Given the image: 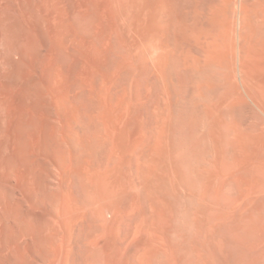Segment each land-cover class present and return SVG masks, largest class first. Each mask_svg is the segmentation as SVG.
Returning <instances> with one entry per match:
<instances>
[{"label":"bare ground","instance_id":"6f19581e","mask_svg":"<svg viewBox=\"0 0 264 264\" xmlns=\"http://www.w3.org/2000/svg\"><path fill=\"white\" fill-rule=\"evenodd\" d=\"M51 1L53 0H50V4ZM56 2L59 5V2H62V6H65L63 9L56 6L54 11L57 12V16H51L48 12H44L43 8L38 7L39 11L36 10L38 11L37 16H40L38 17L40 21L37 20L36 15L33 17L39 22L46 23L47 27V23L52 25L51 23L58 22L61 26L73 28L75 36L70 41H74L77 52L86 57L97 52L99 56L102 55L106 58L107 63L102 77L90 73L89 78L86 76V79L79 78L72 82L69 81L64 85L66 86L64 89L66 91H63L64 95L60 96V93H56L58 97L55 96L57 99L59 96L62 97L59 109L57 107L54 109L60 110L62 108V112H59V120L63 121L64 117L66 123L57 126L56 131L59 132V137L55 141L52 140L56 142L55 156L58 160L54 166L57 168V164H60L62 172H59L63 173L65 179L57 172L58 178L60 176L63 180L59 181L60 191L53 199L54 202H57V207L54 208L55 211L49 212L51 219L48 220L45 237L49 240L60 238L58 227L68 215V218L71 219H66L64 223H68L71 234L65 235L70 236L71 245L68 246L65 241L67 239L62 238L61 243L58 242L60 249L56 253L57 256L54 255L57 259L53 261L52 256L50 259L58 264H63L66 262L64 261L67 258L66 254L74 260H71L72 263L80 262L79 264H180L182 260L187 258H190L195 264H213L209 258L199 254L206 247L212 248L216 238L215 225L203 218L207 208H215L211 201L207 203V199L211 195L225 190L230 179L238 178L241 180L239 190L241 201L234 208L231 209L230 207L229 210L231 216H240V221L238 224L229 225L225 229L229 234L234 235L251 227L253 224L251 223V211H247V208L250 209L249 206L257 199L264 198V0H243L238 9L232 8L230 0H188V2H184V0H66V3L65 0H56ZM48 3L46 5H49ZM32 11L29 13L32 14ZM238 12V22L241 29L238 37L243 39L240 41L232 36L235 25L238 24H236ZM21 15H24L26 20L31 18L23 12ZM25 19L22 21L25 22ZM59 28L57 31H60ZM70 30L69 28L68 32ZM15 37L10 38L13 40V44L17 41ZM61 37L63 38V36ZM64 37L66 36L64 35ZM121 37L123 42L122 46H119L116 40ZM11 51L14 52L13 48ZM238 56H242L252 63L258 62L257 66L260 62V66L255 71L252 68V72L247 74H244L246 69H244L245 72H238ZM242 57L239 58V61L240 59L243 60ZM81 66H83L82 62ZM80 68L78 69L80 70ZM143 69L147 72L148 82L159 86L161 96L153 109V125L149 135L142 140L135 138L132 143L125 146L121 139L126 125L125 116L129 113L130 108L125 99L119 98L117 100L115 98L112 86H115L116 80L117 82L121 80L125 88L135 86ZM88 70L91 72V69H87L86 72ZM237 72L243 73L242 76L240 74L241 78L246 77L252 86L247 84L246 78L245 80L242 79L243 83L245 81L247 84L245 86H249L245 89L236 77L237 75L239 77ZM84 86H88L89 89L75 92V88L84 89ZM178 86H185L184 93L179 90ZM4 104H8V106H4L9 110V103ZM56 104L55 106H57ZM15 111L17 110L13 111L17 115ZM27 111L30 110L25 112L27 113ZM25 114H23V118H20L21 114L19 115L20 121L26 119ZM6 115L9 116V114ZM4 117V119L7 118ZM11 118L8 119L11 121L13 120ZM28 118L30 120L26 119L25 123L29 120L27 122L30 124L35 120L31 117ZM55 121L51 122L55 123ZM15 125L18 126L16 123ZM44 126H50V123ZM22 127L21 129L24 128ZM5 130L10 131V129ZM42 130L44 132L43 128ZM16 131L14 132L16 133ZM49 131H53V129H49ZM56 133L54 134L56 135ZM49 134L52 136L51 133ZM177 134H185V137L181 135L182 143L175 141ZM21 135L19 138L22 139L23 136ZM51 136L50 139H54ZM10 137L12 138V136ZM4 138L6 139V137ZM47 140L49 142V138ZM29 143L33 146V143L30 141ZM9 144L11 143L6 145ZM53 144L55 145V143ZM6 145H1L0 155L4 153L3 149H6ZM32 146L30 147L31 152L27 150L29 153L34 151ZM47 148L49 149V147ZM28 152H26L27 155ZM50 152L54 155L55 151ZM5 154L8 156V153ZM33 154L37 158L41 155L39 153ZM10 156L11 154L9 159H11ZM1 157L2 155L0 156V166L3 167L7 157L4 162L2 161L3 157ZM31 158L33 157L31 156ZM31 158L26 160L28 164H30ZM53 158L49 157V160ZM15 159H13L14 162H16ZM17 159L22 161L21 158ZM34 159H32V163L37 164L38 162H34ZM7 163L9 165L10 161ZM22 163H25L24 160ZM223 163L227 166V173H223L221 170ZM15 164L17 165V162ZM36 164L31 165L32 172H26L29 174V178H26L28 180V182L26 181L27 190L30 192L33 202L42 201L44 203L43 199L40 198L41 196H39L40 201L37 198L42 181L39 182L41 179H38L39 173L37 177L32 169ZM20 166L23 171L27 168L25 166L24 169L22 164ZM1 167L0 170H2ZM11 167L16 168L12 165ZM12 168L9 171L13 170ZM42 168H45V165ZM34 169L36 168L34 167ZM28 170H30L29 167ZM42 171L46 170L42 169ZM153 175L158 178L163 176L162 182L159 179L161 184L150 183L149 178ZM122 176L124 179L125 176H130L131 180L125 183L126 179L123 181ZM2 177L3 175L0 178ZM18 177L19 174L16 178ZM42 177L45 178L46 175ZM10 178L12 179V177ZM20 178L24 180L22 177ZM45 181L47 180L44 179ZM73 181L78 182L81 190H76H80L82 193V197L78 194L80 197L78 199L81 202L77 206L71 201L66 203V195L69 188L72 189L71 183ZM5 182L8 184L9 181ZM53 184L50 185L53 186ZM16 187L18 184L14 186V188ZM23 188L19 190H23ZM167 189L176 193L178 189H183L188 194V199L185 200L186 209L183 214L184 223L168 232L167 243L141 236L136 243L126 245L123 249L122 245L125 244L126 236L121 231L123 232L128 219L133 224L137 222V232L142 233L150 222L157 220L158 225L161 219L171 216L163 204V195ZM12 190L14 189L10 188V191ZM1 192L0 196L2 195ZM12 192L13 194L9 192L10 196L17 195L14 194L17 191ZM135 193L143 196L144 202H133ZM10 199L13 200L12 197ZM15 199L24 200L19 197ZM4 201L6 202V200ZM28 201L27 203H29ZM67 204L68 208H66ZM23 205L25 204L23 203ZM253 205L255 209L256 206ZM18 206L12 205L8 201L3 202L6 213L17 218V221L21 213L25 214L23 212H26L23 208V212H21L20 206ZM30 209L32 210V208ZM67 209L68 212H66ZM123 211L127 218L126 216L120 217L119 213ZM255 211H258V208ZM26 213L28 214V212ZM32 213L29 212V215ZM86 215L92 216L95 225L90 230L92 235L84 240V251L82 255L80 254L81 257L75 258L73 248L75 242L79 241L78 235L81 233L78 232L79 225L76 222V226L72 219L76 216L84 217ZM33 219L31 218V220ZM28 225H23L25 227H23L21 234H18V241L27 238L32 240L37 237L36 235L39 233H37V226L35 224L36 227ZM13 235L16 234L13 233ZM226 237H222L220 242L218 241V250L222 254ZM39 245L36 244V247ZM16 248L17 250L20 249L18 246ZM121 248L123 254L121 258H118L117 254ZM67 261L69 262V260ZM50 263L52 264V262Z\"/></svg>","mask_w":264,"mask_h":264},{"label":"rangeland","instance_id":"374dc122","mask_svg":"<svg viewBox=\"0 0 264 264\" xmlns=\"http://www.w3.org/2000/svg\"><path fill=\"white\" fill-rule=\"evenodd\" d=\"M40 1L41 0H0V53H1L0 54L1 55L0 56V101H1L0 105L3 102L2 105L0 106L1 107L0 113L2 112L0 114V130H1V132H0V135H1L0 136V140H1L0 144L3 146V145H6L8 143H11V144H9L10 146L6 145V149H3L4 153L1 154L3 158L2 157L1 158H2V161L4 162L5 158L7 157L6 161L7 162L10 161V163H12L11 165L13 167L14 166L16 167L15 168L16 171H15V169L11 167L10 163L8 165V163L6 161L4 162L3 167L0 166L2 169V170H0V173L1 174L3 173L2 174L3 177L0 178V183L2 182L0 184V192L2 191L1 192L2 195L0 196V198H1L0 199V210H1L0 211V264H25V263L26 264H40V262H41V264H51L50 262H52V264H54V263L58 264L57 262H53V261H55L57 259L56 253H58V251L60 249L59 244L61 243L60 241L62 240V238L67 239L65 241L67 242L68 246L71 245L70 244V236L68 237L65 235V234H67V235L71 234L70 228L68 227V223L67 222L64 223V221L66 219H68V220L71 219V218H68V215H67V218H64L62 220L63 226H61L62 225L61 224L58 227L59 228L58 231L60 233L61 239L56 238V239L49 240L45 237V235H46L45 231H46L47 223H49V221H48L49 218L51 219L50 213H51V211H55V209L57 207V202H54L53 199H55V195L57 194V192L60 191L59 181L63 180L62 178H64L63 173L62 174L60 173V172H62V167L60 166V164L59 163L57 164L59 167L58 166H57V168L55 167L58 160H57V156H55L56 142H53L56 140V138L58 139V137H59V132L56 131L57 126H60L63 124L65 125V123H66L64 121V117H63V121L59 120V112H62V110H61L62 108H60V110H58L59 104L61 103L60 101L62 99V97H60V96L64 95V92L66 91V90H64L66 88V86H64V85L69 83V81L72 82L74 80H78L79 78L86 79L88 76H90L89 75L90 73L98 74V76L100 75L99 77H102V74L104 73V69H105V66L107 63L106 58L102 55L99 56V54L97 52H94L93 55L91 54L92 55V56L90 55L91 57L90 56H87V57L82 56L81 54H79L77 52L76 45H75L74 41H70L71 38L72 37L74 38V36H75V33L73 32L74 31L73 28L61 26L60 24H58V22H53V23H51L52 25H49V23H47L48 24V27H47L46 23H43V21L39 22L40 18H38V17H40V16H37L39 8H43L44 12H48V14H50L51 16H53V15L57 16V12L54 11L56 9V6L59 7V9L60 8L63 9L65 7V6H62V2H59L60 3V5H59L58 2H56V0L51 1V4H50V0H48V1L42 0L41 2ZM185 1L188 2V0H184V2ZM230 1H231V6L234 9L240 8L241 4L243 2V0H230ZM23 3H25V4H23ZM46 3H48L50 6L46 5ZM65 3H66V0H65ZM33 5H36V6L38 5V6L37 7L35 6L36 7L35 8ZM42 5H43V7H42ZM21 7H22V9H21ZM33 7H34V9H32ZM51 7L53 8V10ZM29 8H30V10H28ZM44 8H46V9H44ZM23 10L26 12H24ZM32 10H34V11H32ZM21 11L23 12V14H26V15H28V17H31V18L29 20H26L25 16L21 15L22 14ZM29 11H30V13L32 11V14H30ZM33 16L36 17L37 20H39V21H37L36 18H34ZM238 16H239V12H238V15L236 16V24L237 23L238 24L235 25V29L233 30L232 36L238 38V40L240 41L243 39L241 37H238L240 35V31H241L240 26H239V22H238L239 21ZM24 19H25L26 23L24 21H22ZM32 19H34V20H32ZM49 26H50V28H49ZM58 27H60L59 28L60 31H57ZM54 28H56V29L54 30ZM69 28L71 30L68 32ZM49 29H51V30H49ZM5 32L6 33L11 32V33H8L6 35ZM48 32H49V34H48ZM64 35L67 38L64 37ZM7 36H8V38H7ZM12 36L13 37L16 36L15 38L17 39L16 43H14V44H13V40L10 39V38H12ZM61 36H63L64 39ZM15 38H13L14 41H15ZM11 40H12V42H11ZM116 41H117V44H119V46H122V42H123L122 37L117 39ZM11 48H13L14 52L11 51ZM82 57L83 58L85 57L87 59H85V58L83 59ZM241 57L242 56H238L237 60L239 61V58H241ZM242 59L243 60L240 59L241 62L237 61V67H239L237 69V70H239L238 72H241V71L245 72L247 70L244 73V74H247V73L252 72V68L255 71V69H258V66H260V62L257 66L258 62L252 63V62L244 59L243 57H242ZM84 60L86 63L84 62ZM243 61L244 62L248 61V62H245V64H244ZM81 62H82L83 66H81ZM88 65L90 68L88 67ZM82 67H84V68L86 67L87 69H91V72H90V70H88L86 72L87 69L86 68L84 69ZM242 67H243V69H242ZM78 68H80L81 71ZM82 69L85 71H83ZM244 69H246V70H244ZM92 70L94 73L92 72ZM84 72H86V73L84 74ZM87 73H88V75H87ZM81 74H82V76H81ZM238 74H239V77H238V75L236 77H237L238 81L242 85H244L243 87H245V89H247L249 86H252V84H250L249 80L246 77L245 78L247 79V81H248L247 84L249 83L248 84L249 86L248 87L245 86L247 84H245L246 83L245 81L243 83V80H242V79L245 80L244 76L241 78L243 73H238ZM240 74H241V76H240ZM121 79H123V78H121ZM148 81H149V78L147 76V72L145 69H143L142 75H141L139 81L136 83L135 86L125 88V86H123V82L121 80H119V82H117V80H116L115 86H112V91L114 93L115 98L117 100L119 98L125 99V101L128 102V105L130 108L129 113L125 116L126 125H125V129L123 131L124 133H123V136L121 139V142L125 146H126V144L129 145L130 143H132L135 138L137 140H142L145 137H147L149 135L150 129L153 125L152 124V122H153L152 113H153V109H154V106L156 104V101L161 96V92H160L159 86H155L152 82L149 83ZM67 87H70V86H67ZM87 88H88V86L87 87L84 86V89H82L80 87L75 88V92H77V91L80 92V90H87ZM178 88L181 92L184 93L185 86H178ZM56 93L57 94L60 93V96L58 99L55 98V96L57 95ZM57 97H58V95H57ZM10 101H11V103H10ZM56 101L58 102L57 104H56ZM6 102L9 103V105H10V107H8V108H10L9 110H7V107H6V106H8V104H4ZM55 104L57 106H55ZM4 105H6V106H4ZM56 107L58 109H54ZM60 107H61V105H60ZM11 108H13V109H11ZM28 108H30V109H28ZM10 110H13V111L17 110V111H15V112H17V115H15L16 113L14 114L13 111H11L12 112V114H11ZM26 110H30L29 111L30 113L28 111L26 113L25 112ZM6 114H9V116ZM13 114L16 116V118L14 117ZM20 114H21L20 118H23L22 116H23V114H25L26 119H29L28 117H31V119H35L37 121L34 120L33 123L30 122V124L32 123V126H30V124L28 123L30 119L27 120L28 122L26 121V123H27V125L29 124L28 125L29 127H28L26 125V123L24 122L26 119L25 120L21 119L22 121L19 120ZM2 115L6 116L7 118L4 119L5 117ZM11 116H12V118L13 117L14 118H13V120L10 121L8 118H11ZM24 118H25V116H24ZM54 120H56L58 123L56 121H55V123L51 122ZM12 121H14V122H12ZM23 122L25 123V125ZM34 122H36V123L38 122V123L36 124ZM15 123L18 126L15 125L16 126L15 127L14 126ZM49 123H50L51 127L47 126V125H49ZM11 124L13 125L14 128L12 127ZM55 124H56V127L54 126ZM1 125H2V127H1ZM22 125L24 128L22 127ZM44 125H46L47 127H45ZM25 126H27V127H25ZM3 127L5 129H10V131H12V132L10 133L9 130H5ZM21 127L25 130L21 129ZM42 128L44 129V132H42L43 131ZM15 129L18 131H16ZM49 129L50 130L53 129V131L48 132ZM13 130L16 131V133ZM19 130H21L22 133H21V131L19 132ZM8 131H9V133L6 134V132H8ZM23 131H24V133H23ZM13 133L16 136L18 135L17 139ZM49 133L52 134L54 139H52V138L50 139L51 135ZM54 133H56V135ZM7 135H8V137H7ZM9 135L12 136V138ZM20 135L23 136L22 139L19 138ZM181 135L183 137H185V134H181ZM181 135L177 134V137L175 140L177 143H182L183 140L181 138ZM46 136L49 138V142H47L48 138ZM54 136H56V137H54ZM4 137H6V139ZM23 139H24V141H23ZM44 139H46L47 141ZM18 140L19 141L21 140V141L19 142ZM25 141H27V142H25ZM29 141L31 143H33V146L29 143ZM12 143L15 145H13ZM21 143H22V145H20ZM53 143H55V145ZM44 144H46L45 145L46 147L44 146ZM50 144H52L51 145L52 149L50 148ZM1 145H0V149H1ZM41 145L44 147H42ZM53 145H54V148L52 147ZM27 146H29V147L27 148ZM31 146L33 147L34 151L33 150L32 151H33V153H35V155H36V153H39V155L40 154L42 155V157H41V155L38 156V158H40V159H38L36 156H33L34 155L33 153H29V152H31V150H30ZM36 146L38 149L36 148ZM10 147H12V148H10ZM18 147L19 148L22 147V148L19 149ZM47 147H49V149H51V150H49ZM41 148H43V149H41ZM27 150H29V152ZM52 150H53V152L55 151L54 155H52L53 153L50 152ZM16 151H19V152H16ZM26 152H28L29 154L27 155ZM45 152H46V155H44ZM179 152H181V151L179 150ZM5 153H8V156ZM19 153H21V154L24 153L25 155L24 154L20 155ZM50 153H52V154H50ZM10 154H11V156H10L11 159H9ZM17 154H18V157H16ZM47 154H50V155H47ZM30 155L33 158H31ZM24 156H25V158L26 157L27 158L26 159L23 158ZM45 157H47V158H45ZM49 157L50 158L54 157V158L49 160ZM15 158L16 159L17 158H21V159L23 158L22 161L24 160L25 163L23 164L20 159L16 160ZM29 158H31L30 159L31 161H29L30 164H28V161H26V160H29ZM34 158L38 159V160L35 161ZM13 159H15V161L17 162V165H19V166H17L15 164L16 162H14ZM32 159H34L33 160L34 162H38V163L37 164L32 163ZM43 159L45 162L42 161ZM46 159L49 161H47ZM19 160H20V163L18 162ZM46 162H47L48 167L46 166ZM49 162H51V163H49ZM54 163H55V166H54ZM21 164L23 165L24 169L26 168L25 166H27V168H26L27 171L24 170L25 171L24 172L23 170H21V166H20ZM33 164H36V166H37V167L34 166L36 169H34V167H32V169L34 170V174L38 177V173H39L40 177L38 179H40V178L42 179V180L41 179L39 180V182H41V181L42 182H41V186L39 183V186H40L39 192L40 193H38L37 198L39 199V201L41 199H43L44 203L42 201H40L39 203L33 202L31 199V196L29 194L30 192H28V190H27L28 180H26V178L29 175L28 173L32 172L31 165L33 166ZM40 164H41V170H40ZM6 165H8V167H6ZM44 165H45V168H42ZM19 167H20V169H19ZM28 167L30 170H28ZM10 168H12L13 170L9 171ZM17 169H19V170H17ZM42 169H45L46 171H42ZM35 170H36V172H35ZM38 170H40V171L38 172ZM221 170L223 173L228 172L227 166L225 163H223L221 165ZM11 171L12 172L14 171L13 172L14 175L12 174ZM4 172H5V174H4ZM26 172H28V173H26ZM57 172L60 174V176L62 178L60 176L58 178L59 174ZM51 173H52V175H51ZM18 174H19V177L16 178ZM25 174H26V176H25ZM44 174L46 175L45 178L42 177V176H45ZM53 175H55V176H53ZM10 177H12V179ZM20 177H22V179H24V180H21ZM121 178L123 181H125V179H126L125 183H127L131 180L130 176H125V179H124V176H122ZM162 178H163V176H160L158 178V177L153 175L151 178H149V181H150V183L154 182L155 184L159 185L162 182ZM44 179L47 180L48 182L47 181L44 182ZM50 179L52 182L50 181ZM159 179L161 182L159 181ZM55 180H56V182H55ZM5 181H9L8 184ZM18 181L20 182V184ZM22 181H24V182H22ZM240 181L241 180L238 178L230 179L225 190H223L222 192L220 191L218 194L216 193L214 195H211V197L207 199V203L211 201L215 205V208H213V207L207 208V210L205 211V214H204L205 217L203 215V218L208 219L209 221H211L213 223V225H215V227H216V238H215L214 245L212 246V248L206 247L205 248L206 250L202 249V251H200L199 254L205 258H209L213 264H264V198H259L256 200V202L253 203L256 206L255 209H254L253 204H251L249 206V208L251 207L250 209L247 208V211H249V210L251 211L250 212L251 216H252L251 223H253L248 230L241 231V232L234 234V235L229 234V232L225 230V229H227V227L229 225L238 224L240 221V219H239L240 216L233 217L229 213L230 207H231V209L234 208L237 204H239V201H241V198H239L240 197L239 196ZM3 182H4V184H3ZM53 182H54V184H53ZM51 183L53 184V186L50 185ZM72 183H73V185H72ZM72 183H71L72 189L69 188V191L67 192V195H66V197H67L66 203H68V201L69 202L71 201L75 206H77L81 202V200H79L80 197H78L79 196L78 194H80L82 197V193L80 191L81 189H80L78 182L73 181ZM17 184H18V187L14 188V186H17ZM4 185H6V186H4ZM11 185H14V186L11 187ZM19 185H20V187H19ZM23 185H25V186H23ZM46 186H47V188H46ZM10 188L14 189L12 191H15V192L17 191V193H14V194H17L18 196L17 195H14V196H16L17 198L18 197L23 198L24 200H22V199L17 200V199H15L16 197H14L13 195L10 196L11 193L13 194V192L10 191ZM21 188H23L24 191L19 190ZM7 189H9V190L7 191ZM49 189H50V192H49ZM76 189H80L79 190L80 192L77 191ZM46 190H47V192H46ZM9 192H10V194H9ZM21 192L23 193V195ZM71 193L73 194L72 196L70 195ZM39 196H41L40 197L41 199L39 198ZM42 196H43V198H42ZM68 196H70V197H68ZM11 197L13 200L10 199ZM25 197L27 198L26 200H25ZM69 198L70 199L72 198L73 201H72V199L70 200ZM186 199H188V194L185 191H183V189H178L177 193L172 191L171 189H167L163 195V204L166 207V209L171 213V216L169 218L161 219L160 222H158V225L156 222L157 220L154 221V222H156L155 224H153L154 223L153 221L150 222L146 226V228L143 230L142 233L137 232V230H138L137 224L138 223L136 222L135 224H133L128 219L126 226H124V228H123V232L121 231V233H123V235L126 236V240L124 242L125 244L122 245V248L124 249V247L126 245H131V244L136 243L137 240L139 238H141V236L148 238V239H154V240L161 241L163 243H167L168 232H170L171 229L178 227V226H181V224L184 223L183 222V220H184L183 214L185 213V209H186V204H185ZM4 200H6V202L8 201V203H11L12 205L13 204L19 205L20 207L19 206L18 207H19L20 211L23 212V209H24L26 212H28V214L26 212H23L25 214H22L20 212L21 215L19 216V220L17 221L16 220L17 218L6 213V209H4V207H3V202L6 203ZM15 201L18 203H16ZM27 201L29 203H27ZM135 201L137 203L144 202L143 196H140L139 194L135 193L133 202H135ZM23 203L25 205H23ZM27 204H30V205H27ZM66 206H67L66 208H68V204ZM219 206H221V207L219 208ZM35 207L36 208L38 207V208L36 209ZM30 208H32V210ZM226 208L228 211L226 210ZM257 208H258V211H255ZM29 212H30V214L33 212L32 215H29ZM44 212H46V213H44ZM66 212H68V209L66 210ZM119 215H120V217H125L126 213L123 211V212H120ZM1 217H3V218H1ZM91 217H92L91 215H86L84 217H77L76 216V217H73V219H72V221H73V223H75V225H76V222H77V225H79L78 226V232L81 233L78 235L79 241L75 242V245L73 248V255L75 258L81 257L82 252L84 251V248H83L84 247L83 244L85 243L84 240L86 238H89V235L90 236L92 235L90 230L93 229L95 222H93L94 219H92ZM31 218L32 219L34 218L35 220L34 219L31 220ZM76 218H78V219H76ZM80 218H82V219H80ZM126 218H127V216H126ZM252 219H254V220H252ZM9 221L11 222V224ZM26 221H27V223H26ZM25 223L27 225L29 224L28 226H31V227L37 226L36 229L38 231L35 228H34V230H36L37 233L38 232L39 233L36 235L37 237L32 239L34 241L30 240L29 238L22 240V241L21 240L18 241V237L21 234L23 227L26 226ZM31 223H32V225H31ZM92 223H94V224H92ZM64 224H66V225L64 226ZM91 224H92V226H91ZM12 225H13V227H12ZM23 225H25V226H23ZM21 226H22V228H21ZM3 227L5 228L4 231H3ZM40 230H41V232H40ZM17 232H19V233H17ZM42 232H44V233H42ZM13 233L16 234L17 236L13 235ZM63 235H65V237H62ZM81 235H82V237H81ZM225 236H227V237L224 239V244H223L224 252L222 254L218 250L219 249L218 243L220 242L219 240ZM39 237H40L41 241H40ZM13 239H15V240H13ZM10 240H12V241H10ZM21 242H22L23 247H22V245H20ZM32 242H33V244H31ZM58 242H59V244H58ZM16 243L19 245H17ZM48 243H51V244H48ZM36 244L37 245L40 244V245L36 247ZM15 245L18 246L20 249L17 250ZM10 246H13V247H10ZM58 246H59V248H58ZM13 248H15V249H13ZM21 248H23V249H21ZM122 248L120 249L119 253L117 254L118 258L122 257V254H123ZM50 249H51V251H49ZM121 251H122V253H121ZM19 252H20V254H19ZM35 255H36V257H35ZM54 255H56V256L54 257ZM73 255H72V257H73ZM75 255H77V256H75ZM78 255H79V257H78ZM51 256H52V258H51ZM65 256L67 258L65 257L66 259L64 261L68 262L67 260H69L68 264L69 263L70 264H79L80 263V262L79 263H77V262L72 263V261H74V260L70 256L68 257V255H66V254H65ZM69 258H71V259H69ZM46 259H48V260H46ZM66 262H64L63 264H66ZM59 264H61V263H59ZM180 264H195V263L190 258H187L186 260H182L180 262Z\"/></svg>","mask_w":264,"mask_h":264}]
</instances>
